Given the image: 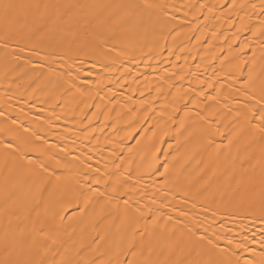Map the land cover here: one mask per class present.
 Returning <instances> with one entry per match:
<instances>
[{"label":"bare ground","instance_id":"obj_1","mask_svg":"<svg viewBox=\"0 0 264 264\" xmlns=\"http://www.w3.org/2000/svg\"><path fill=\"white\" fill-rule=\"evenodd\" d=\"M262 115L264 0H0V264H264Z\"/></svg>","mask_w":264,"mask_h":264},{"label":"snow or ice","instance_id":"obj_2","mask_svg":"<svg viewBox=\"0 0 264 264\" xmlns=\"http://www.w3.org/2000/svg\"><path fill=\"white\" fill-rule=\"evenodd\" d=\"M5 8H9V7H12L11 5H5L4 6ZM261 119L264 120V115L261 116Z\"/></svg>","mask_w":264,"mask_h":264}]
</instances>
